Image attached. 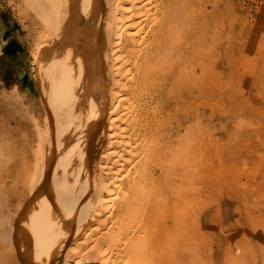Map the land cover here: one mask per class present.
I'll list each match as a JSON object with an SVG mask.
<instances>
[{"label":"rangeland","instance_id":"374dc122","mask_svg":"<svg viewBox=\"0 0 264 264\" xmlns=\"http://www.w3.org/2000/svg\"><path fill=\"white\" fill-rule=\"evenodd\" d=\"M37 9L31 0H0V264H29L16 238L29 214L43 211L31 191L47 132L34 57L53 37ZM150 15L127 76L128 130L141 157L129 181L138 179L140 191L124 221L108 223L125 222L121 236H141V248L134 260L115 253L113 264H264V0H150ZM161 47H169L163 58ZM178 142L176 174L168 160L176 153L166 158L163 148ZM100 195L94 203L106 198L118 215L115 198ZM82 227L89 222L71 225L68 245ZM66 249L57 264L74 261Z\"/></svg>","mask_w":264,"mask_h":264},{"label":"bare ground","instance_id":"6f19581e","mask_svg":"<svg viewBox=\"0 0 264 264\" xmlns=\"http://www.w3.org/2000/svg\"><path fill=\"white\" fill-rule=\"evenodd\" d=\"M31 2L53 37L52 47L42 46L34 57L36 83L46 96L47 132L31 191L39 197L35 199L38 204L43 201V211L24 220L15 250L27 254L29 264H57L60 257L56 256L65 246L66 256L75 259H66L63 264H113L119 251L125 257L132 254L130 260H134L140 252L141 236L133 233L129 240L121 236L125 222L118 229L108 223L124 221L122 212L137 202L140 191L138 179L129 181L131 174H137L141 157H137L132 143L135 135L128 130L131 94L127 76L130 53L143 42L149 29L150 0ZM168 49L159 48L158 55L165 57ZM182 151L180 142L163 148L166 158L176 153L168 159L169 168L175 164L171 165L173 160L179 161ZM56 172L58 177L53 182ZM94 180L97 185H93ZM126 184L132 185L134 202L128 199ZM97 189L101 195L115 198L121 207L118 215L108 213L106 198L94 203ZM81 200L85 206L77 213ZM87 222L90 228L78 230L76 245H68L73 239L71 225L80 227ZM102 228L108 231L102 233Z\"/></svg>","mask_w":264,"mask_h":264},{"label":"crops","instance_id":"0c3cea01","mask_svg":"<svg viewBox=\"0 0 264 264\" xmlns=\"http://www.w3.org/2000/svg\"><path fill=\"white\" fill-rule=\"evenodd\" d=\"M12 56H13V58L14 59H17V65H15L14 64V67L16 68V70H17V73H18V76L21 78V80L23 81V80H25V75H26V73L27 72H20V70H23L24 68H25V63H22L21 61H20V58H19V52H15L14 54H12Z\"/></svg>","mask_w":264,"mask_h":264}]
</instances>
